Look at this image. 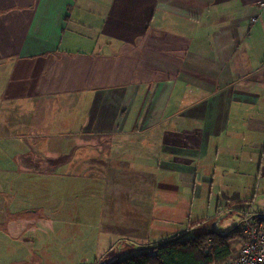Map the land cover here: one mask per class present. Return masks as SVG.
<instances>
[{"label": "crops", "instance_id": "crops-1", "mask_svg": "<svg viewBox=\"0 0 264 264\" xmlns=\"http://www.w3.org/2000/svg\"><path fill=\"white\" fill-rule=\"evenodd\" d=\"M260 1L0 0V137L26 135L14 145L52 161L92 150L108 170H141L142 206L154 203L142 249L191 230L164 232L186 217L164 204L200 183L223 187L238 224L264 213ZM24 157L15 165L30 170Z\"/></svg>", "mask_w": 264, "mask_h": 264}, {"label": "rangeland", "instance_id": "rangeland-1", "mask_svg": "<svg viewBox=\"0 0 264 264\" xmlns=\"http://www.w3.org/2000/svg\"><path fill=\"white\" fill-rule=\"evenodd\" d=\"M3 134L10 136L0 137V178L12 177L14 181L11 189L0 186V264H113L147 246L143 242L150 235L145 234L141 212L152 211L154 203L142 206L141 170L124 165L108 170L93 163L98 156L108 163L107 152L92 150H79L74 155L59 153L60 159L52 161L54 155L42 153L45 149L31 155L14 145L26 135ZM28 155L36 162L23 171L15 164L28 161L24 157ZM64 159L71 162L59 165ZM121 174L132 181L126 190L128 180ZM221 190L220 184L200 183L195 194L191 191L187 198L165 202L173 213L186 212V217L177 224L165 225L163 231L189 228L192 231L186 236L193 237L214 228L215 223L223 232L236 226L237 213L226 211ZM255 204L264 207V201ZM151 224L149 229L154 228ZM197 224L200 229L193 230ZM230 244L234 253L239 237Z\"/></svg>", "mask_w": 264, "mask_h": 264}, {"label": "trees", "instance_id": "trees-1", "mask_svg": "<svg viewBox=\"0 0 264 264\" xmlns=\"http://www.w3.org/2000/svg\"><path fill=\"white\" fill-rule=\"evenodd\" d=\"M195 228L193 230H199V224ZM189 232L139 250L113 264H224L232 255L230 242L242 234V224L224 233L209 228L187 237Z\"/></svg>", "mask_w": 264, "mask_h": 264}, {"label": "built area", "instance_id": "built-area-1", "mask_svg": "<svg viewBox=\"0 0 264 264\" xmlns=\"http://www.w3.org/2000/svg\"><path fill=\"white\" fill-rule=\"evenodd\" d=\"M258 4L263 10L264 1ZM256 20V17L252 18V22ZM241 215L240 244L224 264H264V213L246 210Z\"/></svg>", "mask_w": 264, "mask_h": 264}]
</instances>
